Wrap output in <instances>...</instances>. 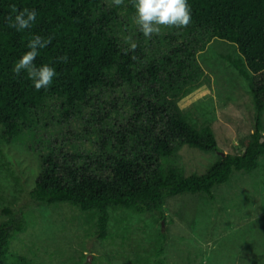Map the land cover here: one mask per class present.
I'll return each mask as SVG.
<instances>
[{"label": "trees", "instance_id": "obj_1", "mask_svg": "<svg viewBox=\"0 0 264 264\" xmlns=\"http://www.w3.org/2000/svg\"><path fill=\"white\" fill-rule=\"evenodd\" d=\"M102 1L0 0V167L5 166L12 174L9 162L2 158V145L18 138L31 125V114L47 96L60 99L66 117L101 85L113 86L119 81L131 87L135 117L140 120L146 114L145 125L143 121L139 126L129 121L130 127L114 135L115 144H108L109 137L101 139L100 153L93 158L86 154L87 159L79 164L67 159H73L74 153L64 152L59 157L61 149H35L40 153V169L27 190L38 205L78 208L86 214L85 221L94 226L96 236L106 240L114 238L108 228L110 210L157 212L163 218L168 198L180 194L213 198L214 186L227 181L233 170L251 171L259 165V158L264 156V0H187L192 22L183 28L184 34L194 42L198 38L203 42L219 39L234 46L239 56H222L248 81L256 109L254 128L232 144L233 151L222 153L201 174L186 172L174 160L167 164L160 161V157L175 155L178 144L221 150L209 122L197 123L190 111L179 105L202 84L195 80L197 70L192 59H187L192 55L189 41L183 37L161 57L147 58L139 44L130 51L111 29L115 8L106 9ZM126 1L132 7L130 0ZM12 4L18 9H36L38 15L31 29L17 31L7 26L5 17L11 13ZM33 35L52 37L51 44L39 50L34 63L48 64L57 73L53 83L39 91L25 73L17 76L12 72ZM185 51L187 58L183 57ZM62 56L67 62L57 61ZM13 178L17 183L15 175ZM1 212L0 264H34L23 255H12L9 248L10 241L28 224L27 212L15 214L10 205L0 207ZM164 238L161 243L156 239L150 247L153 262L141 259L140 253L136 260L140 264H172L163 257ZM49 252L54 256L52 249ZM85 259L80 250L76 257L62 263L80 264Z\"/></svg>", "mask_w": 264, "mask_h": 264}, {"label": "rangeland", "instance_id": "obj_2", "mask_svg": "<svg viewBox=\"0 0 264 264\" xmlns=\"http://www.w3.org/2000/svg\"><path fill=\"white\" fill-rule=\"evenodd\" d=\"M102 5L116 10L111 29L120 43L129 47L127 38L131 37L132 42L141 45L147 58L167 54L183 37L189 41L192 55L187 58L185 51L183 57L192 59L197 70L195 80L202 84L184 96L179 105L190 111L197 123L209 122L221 150L206 151L178 144L175 155L160 157V161L167 164L174 160L189 173L205 172L222 153L233 151L232 144L240 136L254 128L256 109L248 81L222 56L235 58L238 52L224 40L203 42L198 38L194 42L183 28L162 27L159 35L148 39L138 31L134 9L126 0L119 7L112 0H103ZM132 90L119 81L113 86L101 85L93 89L87 102L78 104L66 117L60 99L47 96L31 114V125L18 138L2 145V158L9 162L12 174L5 166L0 167V207L10 205L15 214L23 210L29 218L24 230L10 241L11 254L23 255L34 264H64L66 258L76 257L83 250L86 259L80 264H140L136 254L153 262L150 247L156 239L161 243L165 235L163 257L172 264H261L264 156L251 171L233 170L227 181L214 186L213 198L197 194L168 198L163 218L157 212L110 210L108 228L114 238L106 240L96 236L94 226L85 221L86 214L78 208L67 204L38 205L29 198L27 190L40 169V153L35 149H61L59 157L64 152L74 153L73 159H67L71 164H79L87 159L86 154L93 158L100 153L101 139L109 137L108 144H115L119 132L130 127L129 121L138 126L143 121L145 125L146 114L140 120L135 117L130 100ZM128 142L129 137L127 146ZM3 215L1 212L0 220ZM118 232L123 236H118Z\"/></svg>", "mask_w": 264, "mask_h": 264}, {"label": "clouds", "instance_id": "obj_3", "mask_svg": "<svg viewBox=\"0 0 264 264\" xmlns=\"http://www.w3.org/2000/svg\"><path fill=\"white\" fill-rule=\"evenodd\" d=\"M134 9V23L138 31L146 38L151 39L159 35L162 27L185 28L192 22L191 8L187 0H130ZM116 7L124 5V0H112ZM11 13L5 17L7 26L17 31L31 29L37 19L34 8L24 7L18 9L15 4L11 6ZM14 13V15L12 14ZM129 50L135 51L137 44L128 37ZM52 42V37L33 35L27 43V51L14 63L12 72L19 76L22 72L32 82L33 87L39 91L47 89L57 75L55 69L48 64L37 66L34 62L39 50L46 48ZM136 59L135 56L132 57ZM57 61L67 62V57H58Z\"/></svg>", "mask_w": 264, "mask_h": 264}]
</instances>
